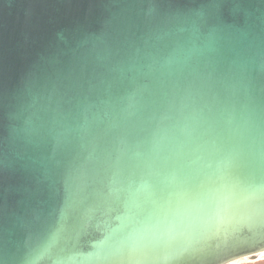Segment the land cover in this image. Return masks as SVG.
I'll return each mask as SVG.
<instances>
[{"label":"water","instance_id":"obj_1","mask_svg":"<svg viewBox=\"0 0 264 264\" xmlns=\"http://www.w3.org/2000/svg\"><path fill=\"white\" fill-rule=\"evenodd\" d=\"M264 253V0H0V264Z\"/></svg>","mask_w":264,"mask_h":264},{"label":"rangeland","instance_id":"obj_2","mask_svg":"<svg viewBox=\"0 0 264 264\" xmlns=\"http://www.w3.org/2000/svg\"><path fill=\"white\" fill-rule=\"evenodd\" d=\"M256 258V259H253ZM234 264H264V253L252 258H247L241 261H238Z\"/></svg>","mask_w":264,"mask_h":264},{"label":"bare ground","instance_id":"obj_3","mask_svg":"<svg viewBox=\"0 0 264 264\" xmlns=\"http://www.w3.org/2000/svg\"><path fill=\"white\" fill-rule=\"evenodd\" d=\"M253 259H256V258H253Z\"/></svg>","mask_w":264,"mask_h":264}]
</instances>
